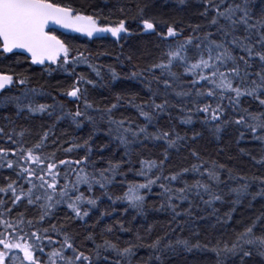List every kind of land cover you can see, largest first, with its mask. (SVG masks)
Wrapping results in <instances>:
<instances>
[{"label": "snow or ice", "instance_id": "1", "mask_svg": "<svg viewBox=\"0 0 264 264\" xmlns=\"http://www.w3.org/2000/svg\"><path fill=\"white\" fill-rule=\"evenodd\" d=\"M212 7L215 15L209 21L211 26H216L219 39H213V33L208 32L201 39L196 37L198 43L195 44L198 59L189 63L188 48L193 45L194 37H187L183 41L179 37L183 35V29H177L176 26L169 24L167 21L157 17H145L144 8L137 6L136 19L146 33L158 35L161 40H176L173 45L169 42L168 51L165 53L166 62L161 61L150 66L148 70L159 68L170 78L161 80L160 77L153 76V80L162 83L165 91L160 92L159 88L152 89L151 81H147L150 98L144 103H137L136 97L131 96L127 103L134 106L139 116L143 117L145 124H137L133 127L132 121L127 119H115L113 110L117 108L118 103L125 100L123 96H117V103L112 104L105 109H94L93 104L87 100V87L94 82L87 79L83 74L72 77V83L68 88L61 91V95L74 98L75 101L83 99L84 108L81 110L77 106L74 112H65V106L57 101L54 104L37 103L35 96L37 89L28 88L30 77L24 72H2L0 71V100L5 103L15 104L19 114L25 109L31 114H45L52 116L57 110L62 115L58 118L63 119L65 116L70 117L76 123L77 127L81 126V118L84 121L97 123L96 117L90 114V110L99 114L100 120H106L109 125V133L115 134V138L125 148V156H130L133 151V145L144 146V141H164L167 145L163 158L157 162L155 159H141V167L136 175L144 177L143 183H127V191L122 195L113 197L108 192V187L116 182L117 176H125L122 171L123 161L113 162L109 160L106 168H96L95 162L89 164L92 149L85 141L88 155L77 160H59V165L55 162V153L45 155L43 149L45 142L49 138V132L43 133L40 140L31 147H23L17 144L11 135L0 127V138L7 137L15 148L0 147V169H10L16 175L28 184L27 190L19 184L17 180L7 178L5 186H0V194L10 197V206L4 199H0V207L4 209L0 212V264H42L41 259L37 256L40 253L44 255V241L48 244L59 243V250L52 251L48 254L47 264H55L53 257L62 261V264H99L101 259L107 261L106 252H113L127 264H131V258L135 255L136 250L141 247H148L157 253H163L165 250H174L171 241L163 244L164 237H158L150 244L126 242L128 246L120 248L116 243L105 239L102 244H96L94 236L89 232L85 239L91 241L95 246L90 249L92 254H86L77 247L72 239L61 225L57 228L55 224H49V228H42L43 222L54 215V210L62 204H66L71 212V219L86 223V218L90 216V210L95 208L99 200L94 196V189L99 187L103 190V195L112 200L113 204L117 200L126 201L129 207L135 209L137 214L145 215V204L147 194L152 192L154 185H158L162 190L161 195L165 197V202L161 203L159 208H167L172 213V219L176 220L181 215H192L191 201L189 207L183 211L178 208L184 201L189 200V193L195 192L197 196L205 193L209 199L203 200V203L213 207L216 201L223 200L222 196L213 190L211 183L217 185L225 183L221 180V172L226 169L223 164L212 161L210 164L204 161L199 152L195 149L191 155L200 163H194L190 167L181 168L179 171L165 175V164L169 161L168 149H177L179 151V142H186L189 138L180 135L174 128L165 130L158 128L154 132L148 130V125L156 121L160 115L168 113L169 109L176 107L167 97L168 89H172L177 97L192 96L191 91H176L173 85H180L181 76L172 71L174 63H179L184 68V76H192L190 81L193 87L202 86V82L211 85L207 91L197 90L196 97L206 96L215 98V106L211 103H204L201 106L196 104L195 112L204 114L205 122H216L214 132L217 136L228 126L235 125L239 132V137L244 138L245 132L252 136L253 140L260 141L264 144V10L260 18L254 19V13L250 10V0H243V3H228V0H207ZM124 12L125 9H119ZM208 9H205L203 15H207ZM99 15L83 14L81 8H74L70 3H63L62 0H0V58L23 57V61L17 60L16 63L27 62L31 65L43 67V71L49 76L57 70L67 73L69 65L88 64L97 76H100L96 66L89 62V57L84 52L70 47L61 40L50 28V25H59L64 29H70L75 32H81L88 37L97 33H111L118 40L121 39V33L131 35L129 29L125 27V20L121 19L115 26H100ZM223 20L225 23H221ZM161 25H166L165 30H159ZM243 26L244 35H237L238 26ZM199 25L193 30L199 29ZM26 54V55H25ZM89 55H91L89 53ZM130 60L131 57L129 56ZM55 66V67H53ZM225 69L222 71L221 69ZM112 71L113 78L117 74ZM142 73H132V76L138 77ZM22 94L19 96L7 95L14 87H21ZM47 95H51L47 93ZM162 96L161 102H157V97ZM251 98L256 102L259 111L251 110L242 106L243 98ZM227 98L229 106L232 108L233 115L226 114V109L222 101ZM53 99H55L53 97ZM185 116L180 120L182 124H191V109L181 108ZM242 129V130H241ZM51 131V129L49 130ZM23 132L20 133L22 137ZM198 133H194L191 140L197 139ZM143 136V140L140 137ZM80 145L73 144L72 147L64 149L66 152L73 151ZM222 151V149H221ZM244 152V149L240 150ZM17 153L19 155H17ZM11 157V158H10ZM255 160V157H252ZM264 164V157L256 161ZM207 165V166H206ZM59 166H66L72 169L76 175L75 180L69 178L68 172L64 171V184H60L61 171L57 170ZM89 166L93 169L91 172L86 171ZM153 170H156L155 172ZM187 173H195L200 179L189 184L183 177ZM227 179L229 181H241L239 187L231 188V192L236 194V200L233 204L240 202V197L248 193L249 186L252 182L258 181L261 185L259 195L264 196V177L259 176H241L234 172L233 169H227ZM180 180L183 187L173 188L172 183ZM38 181L39 183H36ZM125 183V181H121ZM81 186H86V192L81 191ZM26 201L28 205H38L41 209L37 220L26 219L23 213H19L15 220L10 219L13 209L22 202ZM176 201L177 203H174ZM127 208L124 209L127 212ZM218 210L213 207L212 215ZM233 207L229 212L224 214V222L232 219ZM110 212H102L100 219ZM217 222H221L217 217ZM99 223V220L97 221ZM258 223H264V214L253 220L252 223L244 228L243 231L237 232L234 239H218L211 247V251L217 257V264H227V262L239 257V264H247L248 260L254 255L261 257L260 264H264V233L257 235L255 229ZM118 227L122 231H131L125 228L123 223L117 221ZM179 226V225H178ZM36 229L35 231L33 229ZM49 229L57 235H63V241H54L49 234ZM104 232H112L111 226H106ZM150 232L151 229L149 228ZM175 231V229H173ZM198 236L199 233H194ZM136 240L141 241L137 233ZM176 245H181L189 252L193 249H208L207 243L202 244L199 240L195 243L189 239H177ZM71 250V256H65V252ZM23 255L20 256L19 254ZM155 259L159 260L157 255ZM115 264H120L116 261Z\"/></svg>", "mask_w": 264, "mask_h": 264}, {"label": "trees", "instance_id": "2", "mask_svg": "<svg viewBox=\"0 0 264 264\" xmlns=\"http://www.w3.org/2000/svg\"><path fill=\"white\" fill-rule=\"evenodd\" d=\"M63 3H70L74 8H81L83 14L99 15L100 26H115L119 20H125V27L129 29L131 35L123 33L121 39L113 37L110 33L100 34L92 38L82 33H59L55 34L63 40L70 49H77L84 52L89 57V62L96 66L100 72L97 76L88 64L69 65V76L63 71H54L50 76L43 71V67L39 65H31L27 62L17 64V60L23 61V57L0 58V71L2 72H21L24 71L29 77L30 82L28 88L37 89L35 101L37 103L54 104L57 101L65 106V112H74L79 106L81 110L84 108L83 99L74 102V98L61 95V91L68 88L72 83V77H77L83 74L87 79L94 82L93 85H85L87 87V100L93 104L94 109H105L112 104L117 103L116 97L123 96L125 100L118 103L117 108L113 110L115 119H127L134 122L133 127L137 124L144 125L143 117L139 116L137 109L127 103V99L131 96L136 97L137 103L146 102L151 93L147 81H151V88H159L160 92L165 91L162 83H157L153 80V76L163 79H170L161 69L156 68L148 70L151 65L166 62L165 53L168 51L169 42L175 46L176 40L164 41L158 35L146 33L139 22V17H136L137 6L144 8L145 17H157L167 21L177 27L183 29V35L179 37L180 41L191 36L194 37L193 45L188 48L189 63L195 62L198 59L197 49L195 44L198 43L196 37L203 38L208 32L213 33V39H219L216 26L209 24L212 16L215 15L212 7L207 0H62ZM219 3V0H214ZM233 0H228L232 3ZM235 3H243V0H235ZM125 9L122 13L119 9ZM208 9L207 15H203L205 9ZM250 10L253 12L254 19H259L262 10H264V0H250ZM221 23H225L223 20ZM199 25V29H193ZM166 25H161L159 30H165ZM237 35H244L243 26H238ZM89 53L91 55H89ZM131 57L129 60L128 57ZM55 67V66H53ZM117 74V78H113L112 71ZM224 71L225 69H221ZM172 71L181 76L180 85L173 87L176 91H191L192 96L177 97L172 89H168V99L176 107L169 109L168 113L160 115V117L152 124L148 125L150 132L156 131L158 128L165 130L175 129L182 136H187L189 139L186 142H179V151L177 149H168L169 161L165 164V175L179 171L181 168L190 167L194 163H200L191 155V151L195 149L199 152L204 161L209 164L215 161L218 164H223L226 169L221 172V180L225 183L219 185L203 179L207 183H211L214 191L219 193L223 200L216 201L214 206L218 211L212 215L213 207H209L203 203V200L209 199L205 193L197 196L195 192L189 193V200L184 201L178 208L179 211L187 209L189 201H191L192 215H181L172 219V213L167 208L160 210L159 206L165 202V197L161 195V189L158 185H154L152 192L147 194L145 204V215L137 214V211L127 204L126 201L117 200L114 204L107 196L103 195V190L96 187L94 196L98 198L99 203L95 208L90 210V216L86 218V223L71 219V212L66 204L59 205L54 210V215L46 219L42 228H49V224H55L57 228L64 226L65 232L72 238L75 246L81 247V250L86 254H92L90 249L94 248L91 241L85 239L86 235L91 232L94 236L96 244H102L105 239L116 243L120 248L128 246L126 242L150 244L158 237H164L163 244L171 241L174 245V250H165L163 253H157L148 247H141L136 250L135 255L131 258V264H217V257L210 250L218 239H234L237 232H241L244 228L256 220L257 217L264 214V196L259 195L261 185L258 181L250 184L248 193L240 197V202L233 204L236 200V194L231 192V188L239 187L241 181H229L227 179V169H233L235 173L241 176H259L264 177V164L256 161L264 157V144L260 141L252 139V136L245 132L243 139L239 137L237 126L230 125L217 136L214 132L216 122H205L204 114L195 112L198 102L201 106L204 103H211L215 106L216 99L206 96L196 97V91H207L211 85L202 82V86L193 87L191 84L192 76H184V68L179 63H174ZM132 73H142L141 76L133 77ZM23 86L14 87L7 95L19 96L22 94ZM50 93L51 95H47ZM53 97L55 99H53ZM162 96L157 97V102H161ZM226 109V114L233 115L232 108L228 104L227 98L222 101ZM242 106L248 107L251 110L259 111L258 105L251 98H243ZM191 109L192 123L182 124L180 120L185 116V112L180 109ZM18 110L13 103H5L0 100V127L5 129L8 135H11L17 141L19 146L31 147L34 143L40 140V137L45 132H49V138L45 142L43 153L51 155L55 153V162L59 165V160H77L88 155L85 141H88V146L92 152L89 159V164L95 162L96 168H106L109 160L123 161L122 171L127 175L117 176L116 182L108 187L109 194L115 197L122 196L127 191V183H143L144 177L136 175L141 165V159H155L157 162L163 158L167 145L164 141H144V146L133 145V151L130 156H125V148L115 138V134H110L109 125L106 120H100L99 114L90 110V114L96 117L97 123L94 126L92 123L84 121L81 118V126L77 127L70 117L65 116L63 119L58 117L62 113L57 110L52 116L47 113L41 115L31 114L25 109L17 114ZM51 129V131H49ZM242 130V129H241ZM24 135L21 137L20 133ZM194 133H198L195 141L191 140ZM143 140V136L140 137ZM73 144L80 145L74 148L71 152H66L64 149L72 147ZM17 145H12L7 137L0 138V147L15 148ZM222 149V151H221ZM244 149V152L240 150ZM17 155H19L17 153ZM255 157V160L252 159ZM11 158V157H10ZM207 166V165H206ZM61 171L60 184H64V171L68 172L69 178L74 181L76 173L66 166H59ZM91 172L93 169L89 166L85 169ZM154 172L156 170H153ZM17 180L25 190L29 187L24 183L23 179L18 177L12 170L4 168L0 169V186H5L7 178ZM189 184L194 183L200 177L195 173H187L184 177ZM125 181V183H121ZM36 183H39L36 181ZM173 188L183 187V183L178 180L172 183ZM81 191L86 192V186H81ZM87 194V192H86ZM0 199H4L10 206V197H5L0 194ZM177 203L176 201H173ZM233 207L235 211L232 213V219L229 222H224V214L229 212ZM127 208V212L124 209ZM4 209L0 207V212ZM41 209L38 205H28L26 201H22L13 212L10 219L15 220L19 213H23L26 219L37 220ZM102 212H110V215H105L100 219ZM217 217H220L221 222H217ZM99 220V223L97 221ZM117 221L123 223L125 228L131 231H122L119 229ZM179 225V226H178ZM106 226L113 228L112 232H104ZM151 229L149 232L148 229ZM175 229V231H173ZM36 230L35 228L33 229ZM256 234L264 233V223H258L255 229ZM199 233L198 236L194 233ZM137 233L141 237V241L136 240ZM49 234L54 241H63V235H57L49 229ZM177 239H189L195 243L197 240L200 243L209 245L208 249H193L191 252L185 250L183 246L176 245ZM44 255L37 256L41 259L42 264H47L48 254L52 251L59 250V243L48 244L44 241ZM65 256H71V250H67ZM20 256L23 254L20 253ZM108 260L101 259L99 264H115L120 261V264H127L126 261L116 256L113 252H106ZM159 255L160 259L155 257ZM55 264H62V261L53 257ZM261 257L254 255L250 258L247 264H260ZM227 264H239V257L230 259Z\"/></svg>", "mask_w": 264, "mask_h": 264}, {"label": "water", "instance_id": "3", "mask_svg": "<svg viewBox=\"0 0 264 264\" xmlns=\"http://www.w3.org/2000/svg\"><path fill=\"white\" fill-rule=\"evenodd\" d=\"M50 28H52L53 29V31H57V32H60V33H68V32H75V31H72V30H70V29H64V28H62L61 26H59V25H50ZM98 34H100V33H97V34H94V35H98ZM111 34V33H110ZM93 35V36H94ZM26 55V54H25Z\"/></svg>", "mask_w": 264, "mask_h": 264}, {"label": "bare ground", "instance_id": "4", "mask_svg": "<svg viewBox=\"0 0 264 264\" xmlns=\"http://www.w3.org/2000/svg\"><path fill=\"white\" fill-rule=\"evenodd\" d=\"M123 33H121V35H122Z\"/></svg>", "mask_w": 264, "mask_h": 264}]
</instances>
